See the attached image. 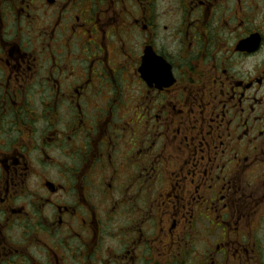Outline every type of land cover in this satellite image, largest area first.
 Instances as JSON below:
<instances>
[{
    "label": "flooded vegetation",
    "instance_id": "af4514ba",
    "mask_svg": "<svg viewBox=\"0 0 264 264\" xmlns=\"http://www.w3.org/2000/svg\"><path fill=\"white\" fill-rule=\"evenodd\" d=\"M264 0H0V264H264Z\"/></svg>",
    "mask_w": 264,
    "mask_h": 264
},
{
    "label": "rangeland",
    "instance_id": "374dc122",
    "mask_svg": "<svg viewBox=\"0 0 264 264\" xmlns=\"http://www.w3.org/2000/svg\"><path fill=\"white\" fill-rule=\"evenodd\" d=\"M264 230V228L262 229V231Z\"/></svg>",
    "mask_w": 264,
    "mask_h": 264
}]
</instances>
